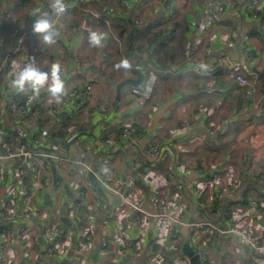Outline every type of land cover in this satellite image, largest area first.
Masks as SVG:
<instances>
[{"label":"crops","instance_id":"1","mask_svg":"<svg viewBox=\"0 0 264 264\" xmlns=\"http://www.w3.org/2000/svg\"><path fill=\"white\" fill-rule=\"evenodd\" d=\"M76 1L66 0V3L69 6ZM238 1L224 0L230 5ZM48 3L49 0H0V76L5 53L10 67L13 60L25 63L34 59L42 70H48L52 63L59 62L65 69L63 78L67 91L87 82L85 69L90 63L94 69L93 79L101 82L91 97H77L59 115L44 105L42 99L50 104L52 98L46 90L42 91L39 97L31 99V105L44 106L45 113L42 108V116H31L24 121L10 105L12 77L5 69L0 79V149L18 155L25 176L21 182L16 181L14 161L0 159V206L14 205L21 214L33 206L39 213V219L27 221L32 225L25 226L27 230L23 233L21 225L4 222L8 227H0V240L6 228L14 237L7 264H67L70 259L82 264H100L104 259L105 264H152L149 242L153 228L140 227L134 212L127 214L123 203L133 198L141 205L148 200L151 206L155 189L161 192L164 201L176 193L177 185L182 183L180 205L186 218L211 220V210L203 207L193 195L194 176L186 175L180 168L190 160L198 165L207 164L208 175H218L216 178L233 166L240 185L226 206L217 205L225 209L227 215L216 222L223 230H231L242 220L255 223L260 234L258 238L264 241V184L255 183L257 177L251 175L264 173V144L253 148L248 140L254 133L264 141V24L250 18L246 11L220 12L209 32L204 34L202 23L208 0H155L153 4L146 0H82L83 6L97 12L100 18L68 7L67 12L57 18L70 28V32L61 33L57 28L60 33L57 43L49 48L31 29L38 13L50 11ZM172 8L174 16L171 17ZM26 28L27 32L18 41L19 50L15 52L13 39L8 35ZM87 29L107 34L104 48L89 46ZM233 33L237 34L236 38L232 37ZM6 39H9L7 44ZM148 50L153 54L147 63L157 75L154 96L142 108L130 92L133 86L128 85L117 101V85L129 78L137 79L135 69L130 66L146 64L143 53ZM219 57L240 65L249 84L239 85L230 71H212V64ZM125 60L130 65L118 67ZM202 64L206 68H201ZM199 70H204L206 75ZM211 78H215L216 85L225 91L213 95L205 93L204 88ZM100 103L105 105V111L99 109ZM201 110H207L208 116L202 117ZM19 124L26 126L23 135L14 137ZM59 125L62 126L57 140L59 153L69 158V162L59 166L54 160H46L51 184L30 198L24 192L34 180L28 160L22 154L33 150V136L37 130ZM126 125L133 126L143 139L131 143L122 140L121 131ZM207 126L211 127L212 134L205 132ZM148 142L160 153L150 156ZM84 147L89 148L91 168L110 158V166L117 177L111 188L118 190V194L105 191L113 198L110 212L106 210L108 197L97 191L89 173L81 175V184L92 185L94 192H88L81 202L76 175H80L77 160ZM135 151L149 161V172L141 177L144 183L133 166ZM27 177L29 184L25 185ZM57 182L59 190L55 189ZM213 193L214 188H207L208 196ZM99 196L105 201L104 211L88 212L86 203L94 204ZM253 201L259 205L256 207ZM77 203L83 206H76L74 217L68 218L71 225L66 224L61 254L51 257L47 252L48 239L39 224L51 220L56 213L64 215L67 205ZM87 226H94L95 230L92 242L86 244L87 254H82L77 248L83 242ZM181 227L177 228V233L182 239L183 251L185 243L192 246L181 236ZM248 236L252 233L219 235L212 248L213 263L230 264L227 261L229 249L237 244L239 264H264V254H258L248 244ZM104 238L108 245L103 253L99 247ZM125 242H131L140 252L133 254L126 249ZM180 256L172 255L164 263L180 264L188 260L186 255Z\"/></svg>","mask_w":264,"mask_h":264},{"label":"built area","instance_id":"2","mask_svg":"<svg viewBox=\"0 0 264 264\" xmlns=\"http://www.w3.org/2000/svg\"><path fill=\"white\" fill-rule=\"evenodd\" d=\"M146 1L151 4L155 2V0ZM68 7L72 10H79L84 14H91V16H94L95 18H100V15L97 12H92L90 9L83 6L82 0H77ZM241 11H246L250 18L264 24V0H239L238 4L236 5L226 4L224 0H208V5L206 6L203 16L202 32L204 34L209 32L211 25L218 18V13L227 12L238 14ZM170 16H174L173 8L170 10ZM54 21L56 23V28H58L61 33L70 32V28L65 23H60L57 17ZM18 33L19 31L16 30L15 32L10 33L8 38L13 39ZM232 37L236 38L237 34L233 33ZM14 50L15 52H18V43ZM143 55H146V53H143ZM6 60L4 61V72L6 69L7 72L10 73L11 67L8 65V60ZM127 63L129 66L130 64L128 61ZM130 67L144 76V80L141 84L138 86H133L130 89L131 94L137 98L140 107L143 108L146 106L148 100L151 99L155 94L157 75L155 70L148 63ZM211 69L214 72L221 70L230 71L233 74L235 81L239 85L249 84L248 79L241 71L240 65L232 63L223 57L217 58L213 62ZM199 72L206 75L204 70H199ZM85 73L87 82L82 86H78L67 91V95L63 97L62 103L48 104L44 99H42L44 105H48L55 115H59L77 97H91L92 93L95 91V88L99 85L101 80L93 79L92 76L94 74V69L91 63L86 65ZM204 91L208 95H213L215 93H222L225 91V89L218 87L216 85L215 78H211L209 81H207ZM15 95L16 93L13 91L10 105L21 118V120L25 121L31 116H42L41 109L39 107L32 106L31 100H28L26 104H20L15 100ZM100 104L101 105H99V109L101 111H105V105L102 103ZM199 113L204 118L208 116L207 110H201ZM23 127H26L25 124H19L18 130L13 136L18 137L23 135ZM61 129L62 126L59 125L53 129L41 128L40 130H37L33 136V150L24 152L22 154L28 160L30 170L32 172V179L34 180L33 184L26 188L24 192L25 195L29 196L30 198L36 196L45 186L51 184L52 180L50 176V167L46 160H54L59 166L69 162V158L62 156L59 153L57 140L60 137ZM205 132L207 134H212L211 127L207 126ZM121 138L122 140L129 141L130 143L133 140L143 139V137H140L136 133V129L131 125H126L122 129ZM248 140L253 148H259L264 144V141L254 133L249 135ZM106 143L111 144V141L106 140ZM147 147L148 154L150 156L160 153L158 148L150 142H148ZM0 159H9L14 161V177L16 181L21 182L25 176V171L20 159L18 158V155L16 153L7 152L0 149ZM142 163L143 160L141 158L140 152L135 151L133 154V166L135 170L139 169ZM77 164L81 169L80 175H76V179L79 178V184L77 185L78 192L82 200L81 202H84L83 200L86 199L88 192H94V187L92 185L88 184L87 186H83L84 184H81V175L83 174L92 173L98 180L99 184L105 189V191L107 190L109 192L111 191L115 194H118L117 189L111 188L113 180H116L117 177L110 166L109 157L100 165L96 166L95 168H91L89 164V148L84 147L78 155ZM180 168L186 175L194 176L193 182L191 183L193 195L198 200V202L200 201L203 207L211 210L212 219L198 222L190 221L186 218L185 210L180 205L182 200L181 194L184 189L182 183H179L176 187L177 194L173 192L170 194V197L164 201L161 200V192L158 189H155L150 200L151 206L155 209V214H151L143 210L141 208V204L133 198L131 200L125 201L123 203V206L126 210L125 212L127 214L134 212L137 224L143 229L150 228L149 219L151 217L153 218V234L151 242H149V248L151 250V263L166 264L164 262L172 255H179L177 258L181 257L180 251L182 239L177 233V228L181 226H186L189 229V233L191 235L190 243L195 255L198 257L199 264H214L213 262L215 256L212 248L215 245L219 235L229 232L239 235H243L246 232L249 234L252 233V236L247 237L248 244L254 248L258 254H264V241L263 239L258 238L260 234L257 232L255 223L245 222V220H242L231 230H223L220 224L216 222V220L219 218L225 217L227 215L225 209L221 210L217 207V205L221 204L226 206L240 185V182L233 170V166H229L227 172L224 171V173L221 174V177L219 178H216L218 175H208L207 164L200 163L198 165L196 161L193 160L182 163ZM251 175H253V178L257 177L259 181L264 184V173H252ZM71 178H73V176ZM55 187L56 190H59L61 188L60 183H55ZM209 187L214 188V193L211 196H208L207 194V188ZM253 204L256 207L259 205V203L256 201H253ZM76 206L79 208L80 206L82 207L83 204L81 203L79 205V203H77L69 205L66 214L60 215V213H56L53 215L51 220L41 221L39 224L43 234L48 239L47 252L51 257H58L61 254L60 244L63 237L65 236L66 229L64 218L70 219L74 217L76 212L75 209H77ZM105 206L106 204L104 199L102 196H99L98 200L94 204L87 202L85 208H88V212L91 211L92 213L94 212L99 214L104 211ZM37 219H39V213L38 211L34 210L33 206L28 207L23 212V214L18 212L14 205L9 206L6 204L0 206V221L13 225H21V233L27 230V227H25L27 226L25 225V222ZM94 230V226L86 227L85 231L83 232V242L77 248L79 253L81 252L82 254H87L88 250L86 244L92 242ZM26 237L27 236L25 235V240L27 239ZM13 242L14 237L11 231L7 228L2 230L0 240V255L2 264L8 263ZM107 245V239H102L99 247L100 251L104 253L107 249ZM124 246L126 249L133 252V254H138L140 252L139 248L134 246L131 242H125ZM28 249L29 247L27 246V250ZM238 254H240V249L237 244H233V248L231 250L229 249L227 261H229L230 264H239L241 257ZM105 262L106 259H104L100 264H105ZM67 264L82 263L78 262L77 259H70ZM180 264H190V258L188 257L186 262L181 261Z\"/></svg>","mask_w":264,"mask_h":264},{"label":"clouds","instance_id":"3","mask_svg":"<svg viewBox=\"0 0 264 264\" xmlns=\"http://www.w3.org/2000/svg\"><path fill=\"white\" fill-rule=\"evenodd\" d=\"M48 8L50 11H43L37 14L32 24L34 34L39 37L40 42L52 47L57 43V38L60 33L56 28V23L53 16L62 17L68 9L66 0H49ZM88 31V43L93 48H104L107 34L99 30ZM128 67L127 61H123L121 65ZM201 68H206L201 65ZM65 72L64 67L59 62L51 64L48 70H42L37 66L35 60L31 62L21 63L17 60L11 62V71L9 75L12 77L10 87L18 95H23L29 100L39 97L42 91L46 90L51 100L49 103H62L63 97L67 95V88L63 78Z\"/></svg>","mask_w":264,"mask_h":264},{"label":"water","instance_id":"4","mask_svg":"<svg viewBox=\"0 0 264 264\" xmlns=\"http://www.w3.org/2000/svg\"><path fill=\"white\" fill-rule=\"evenodd\" d=\"M55 19H56V17L53 16V20H55ZM27 30H28V28L20 30L19 33L13 38V49L16 47L19 39L27 32ZM8 40L9 39H6V44L8 43ZM7 55L8 54H5V53L2 55V61H1V76H0V79L1 80L3 79V75H4V68L3 67H4V61L7 59ZM135 72L138 75L137 79L129 78V79H126V80L122 81L121 83H119L117 85V88H116V100L117 101H120L122 89L125 86H128V85L138 86L139 84H141L143 82L144 76L142 74H139L138 71H136V70H135ZM89 179L93 183L94 187L97 189V191L100 194L105 195V196L108 197L109 200H108V206H107L106 210L108 212H110L111 211V207H112L111 205H112V202H113L112 196L109 195V194H107L105 192V189L99 184L98 180L95 178V176L92 173H89ZM28 184H29V177H27L25 179V185H28ZM66 188H67V186H66ZM66 208H68V205H67ZM141 208L143 210H145L146 212H148V213L155 214V211L149 205V201L148 200H146L141 205ZM64 222L66 224H68V225H71V221L68 218H64ZM149 223H150V226H153V218L152 217L149 219ZM25 225H32V224L29 223V222H27ZM3 227H8V225L5 224V226H3ZM180 255H186V256H188L190 258V264H199L198 257L195 255L194 250L191 247H189V245L187 243L184 244L183 251H181ZM175 256L177 258L179 255H175Z\"/></svg>","mask_w":264,"mask_h":264},{"label":"trees","instance_id":"5","mask_svg":"<svg viewBox=\"0 0 264 264\" xmlns=\"http://www.w3.org/2000/svg\"><path fill=\"white\" fill-rule=\"evenodd\" d=\"M154 43V42H153ZM145 61L146 63L148 62V60H151V55L153 54L152 50H148L147 52H145ZM15 100L20 103V104H25L28 101V98L23 96V95H15ZM41 108V112H42V108H43V112L45 113L46 109L44 108V106H40ZM141 158L143 160V163L141 165V167L139 169L136 170L137 172V176H139V178L141 179V181L144 183V180L141 178L143 175H145L146 173L148 174L149 170L147 169V166L149 165V161L142 156V154L140 153ZM140 179L138 180V182L140 181ZM140 181V182H141ZM67 213V212H66ZM65 213V214H66Z\"/></svg>","mask_w":264,"mask_h":264},{"label":"rangeland","instance_id":"6","mask_svg":"<svg viewBox=\"0 0 264 264\" xmlns=\"http://www.w3.org/2000/svg\"><path fill=\"white\" fill-rule=\"evenodd\" d=\"M255 183H258V184L262 185V184L260 183V181H259L258 178L255 179ZM262 186H264V185H262ZM204 220H206V219L197 220V221L201 222V221H204ZM3 226H5L4 222L0 221V227H3ZM180 233H181V236H182L187 242L190 241V239H191V235H190V233H189V229H188V227H186V226H182V227H181V232H180Z\"/></svg>","mask_w":264,"mask_h":264}]
</instances>
